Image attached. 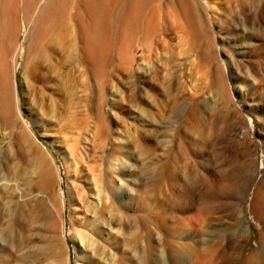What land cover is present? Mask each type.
<instances>
[{"label": "rangeland", "instance_id": "374dc122", "mask_svg": "<svg viewBox=\"0 0 264 264\" xmlns=\"http://www.w3.org/2000/svg\"><path fill=\"white\" fill-rule=\"evenodd\" d=\"M136 21L131 39L114 21L123 37L111 36L106 75L72 68L67 91L48 80L38 92L19 17L14 121L0 119V264H109L139 255L134 231L141 254L154 248L149 264H175L170 243L188 241L183 264H264V0H149ZM110 168L119 195L105 200L125 205L104 231L128 238L100 232L94 250L88 223Z\"/></svg>", "mask_w": 264, "mask_h": 264}, {"label": "bare ground", "instance_id": "6f19581e", "mask_svg": "<svg viewBox=\"0 0 264 264\" xmlns=\"http://www.w3.org/2000/svg\"><path fill=\"white\" fill-rule=\"evenodd\" d=\"M147 2L149 0H0V119L7 125H11L14 121L9 73L13 45L19 33V17L22 13L27 28L24 63L26 79L31 80L33 88L38 92H41L38 83L48 80H53L58 90L61 88L66 90V82L70 80L72 68L85 67L92 71L100 69L106 75L111 65L114 47L111 36L116 34L120 38L123 37L122 30L113 27L114 21L125 22L129 32L127 35L131 39L130 36L132 37V32L137 26L136 20ZM23 132L27 136L25 129ZM33 146L39 154L45 155L39 145L33 142ZM20 151L26 156L28 149L22 144ZM122 151L123 147L118 146L113 149L112 154ZM30 154L29 149V156ZM29 162H31L30 158ZM114 173L116 171L110 168L109 173H105L104 178H101L98 193L103 199L102 204L97 203L93 206V220L88 223V230L97 238L93 246L94 250L98 247L99 241L128 238V234L121 229L113 231L107 228L108 230L104 231V225L113 226L115 222L123 219L122 213L118 211L120 204L125 205L123 200H109V202L105 200L106 190L109 191L111 199L119 195L115 188L112 191L109 188L114 180ZM40 178V181H43L41 176ZM263 184L264 179L260 182V186ZM140 205H142L140 200H137L136 206L140 207ZM146 209L148 210V207ZM140 221L144 225L147 219L141 216ZM46 225L48 222L44 223V227ZM100 232L106 234V238L100 236ZM129 234L132 236V248L135 252H139V255L135 253L132 256L130 254L111 257L113 259L109 264H149L154 248L149 246L147 251L141 254L140 234L135 231ZM121 235L125 238H120ZM101 237L104 239L102 240ZM107 238L109 240H106ZM41 248L44 252L49 250L48 245H43ZM169 249L171 261L173 260L175 264H183L181 256L185 253L190 254L195 248L188 241L184 242L181 248L171 242ZM193 256L191 255L192 258ZM255 257L257 261H264L263 243L260 244ZM198 262L201 261H197V264Z\"/></svg>", "mask_w": 264, "mask_h": 264}]
</instances>
